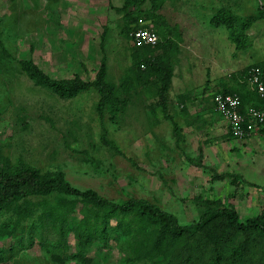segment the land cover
Instances as JSON below:
<instances>
[{
	"label": "rangeland",
	"instance_id": "obj_1",
	"mask_svg": "<svg viewBox=\"0 0 264 264\" xmlns=\"http://www.w3.org/2000/svg\"><path fill=\"white\" fill-rule=\"evenodd\" d=\"M139 1L0 0V168L34 167L115 203L145 200L182 226L198 221L206 201L232 205L240 221L264 217V128L234 137L212 103L220 90L236 92L247 105L259 103L246 76L254 66L264 73V19L246 32L250 46L244 50L229 40L239 33L238 21L230 28L210 23L221 10L236 19L256 15L264 0ZM157 14L173 29L164 101L149 63L165 56L158 46L133 45L129 36L144 27L160 39ZM103 56L104 79L116 92L102 116L95 91L62 98L24 69L31 60L52 79L89 81ZM55 199L77 209L66 216L63 244L50 224L38 222ZM83 208L79 198L61 194L13 204L0 216V264L181 261L184 241L161 240L159 228L143 222L125 231L115 216L107 242L94 241L79 257L72 230ZM240 240L237 235L228 246ZM204 243L199 236L197 244ZM252 253L264 263V243Z\"/></svg>",
	"mask_w": 264,
	"mask_h": 264
},
{
	"label": "trees",
	"instance_id": "obj_2",
	"mask_svg": "<svg viewBox=\"0 0 264 264\" xmlns=\"http://www.w3.org/2000/svg\"><path fill=\"white\" fill-rule=\"evenodd\" d=\"M139 3L141 0L137 5ZM258 19H264V5L262 3H260L256 15L236 19L221 10L210 19V23L213 26L224 25L230 28L235 21H238L239 33L233 31L229 35V40L237 49L244 50L250 46L246 32ZM154 25L161 32L160 39L158 37V42L154 46L161 49L165 59L161 56L155 57L149 63V69L158 78L160 83L158 95L164 101L171 71L173 29L164 16L160 14L155 16ZM141 47L150 48L153 46L143 45ZM258 68L261 70L260 67ZM24 69L37 85L51 89L62 98L88 90L95 91L99 97L97 105L99 116H102L105 106L116 92V89L104 79L106 72L105 56L101 58L95 78L89 81L83 80L79 76L61 80L52 79L31 60L24 63ZM261 72L263 73L262 70ZM250 91L257 97L258 104L247 105L241 96L233 91L220 90L216 92L237 94L241 101V107L264 108L263 101L254 91ZM101 140L103 144L109 146L104 134L101 135ZM52 194L77 197L83 204L81 218L72 230L79 246L77 255L81 258L86 257V251L94 241L103 244L107 242L109 218L115 216L123 222L125 231H128L132 225H141L140 222H143L159 228L161 240L164 239L172 243L180 239L184 241L179 264H264L261 260L254 261L252 253L254 246L264 243V217L261 215L247 217L240 221L238 213L232 205H223L220 201H206L208 207L198 221L182 226L174 215L145 200L129 199L115 203L91 190L74 188L58 175L45 176L34 167L20 164L14 168H0V216L13 204H17L27 197H43ZM47 205L38 222L42 225L50 224L57 234L58 244H63L69 231L66 216L77 212L76 205L66 199L48 201ZM201 235L205 236L207 243L198 245L197 238ZM237 235L241 236V240L229 247L228 245H231L230 242Z\"/></svg>",
	"mask_w": 264,
	"mask_h": 264
},
{
	"label": "built area",
	"instance_id": "obj_3",
	"mask_svg": "<svg viewBox=\"0 0 264 264\" xmlns=\"http://www.w3.org/2000/svg\"><path fill=\"white\" fill-rule=\"evenodd\" d=\"M133 45L154 46L158 42L157 34L148 28L137 27L130 32ZM250 90L254 91L264 103V74L258 67L251 68L246 77ZM214 109L226 123V128L234 137L242 138L258 128H264V108L241 107V101L235 93L213 94Z\"/></svg>",
	"mask_w": 264,
	"mask_h": 264
}]
</instances>
